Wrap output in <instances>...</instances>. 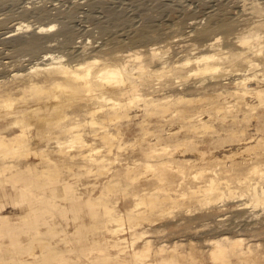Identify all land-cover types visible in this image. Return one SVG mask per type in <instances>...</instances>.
<instances>
[{
    "label": "bare ground",
    "instance_id": "obj_1",
    "mask_svg": "<svg viewBox=\"0 0 264 264\" xmlns=\"http://www.w3.org/2000/svg\"><path fill=\"white\" fill-rule=\"evenodd\" d=\"M7 1L19 3V14L35 19L20 16L0 32L6 53L37 56L10 61V73L0 74V169L10 171L5 178L9 186L0 179V196L9 195L13 207L22 212L21 216L0 212V262L77 264L71 248H65L63 242L82 239L85 225L79 212H83L91 227L101 229L104 225L105 236L79 249L81 264H176L181 256L180 239L160 243L155 250L160 257L155 260L151 259L152 239L148 233L142 232L145 240L140 246L136 244L140 237L135 240L133 235L125 236L140 227L144 214L157 211L152 219L156 230H205L206 243L211 245L208 255L214 264H263L261 243L249 239L246 232L252 231L253 237L264 235V0H248L240 13L226 18L209 14L203 21L194 19L189 30L192 42L178 49L186 52L182 64L187 67L186 74L177 75L175 80L166 78L159 90L149 81L169 74L170 60L167 49L155 41L150 24L137 25L132 34H124L123 39L110 42L111 46L108 41L80 40L72 41L68 51L54 53L49 47L67 45L71 39L68 18L71 9L82 1H72L68 10L47 4L48 0H0V5ZM238 19L244 25L241 31H235ZM8 21L0 18V27ZM231 39L235 46H225L224 40L228 43ZM0 66L9 64L0 62ZM178 85L180 90L175 88ZM204 98L208 101L201 109L181 113V108L202 104ZM172 103L177 104L172 116H183L191 122V131L197 128L195 120L206 119L201 122L216 134L221 155H216L218 150L214 148H187V141L180 140L184 137L178 134H154L152 126L159 131L167 126L164 122L169 119L167 112ZM210 120L214 123L208 124ZM84 127L93 129L85 132ZM63 128L67 132L60 139L56 133ZM135 131L146 134L145 138L140 142L135 138L130 154H124L117 163L129 181H137L141 188L139 193L121 192L120 202L125 209L115 213L117 204H109L106 192L119 186L122 173L108 166L116 158L101 154L127 147L126 138ZM226 141L232 142L231 148H225ZM75 148L78 150L74 153ZM48 150L62 156L61 161L67 165L71 162L84 166L77 174H93L97 167L106 177L101 198L86 197L76 204L73 198L80 194L75 188L62 185L63 194H58L57 178L43 170L38 175V163L19 162L24 156L54 164L56 159L45 154ZM211 160L214 165L200 166L193 172L186 168L188 163L208 164ZM25 171L31 175H25ZM189 181L197 184L176 192ZM35 189L42 194H35ZM59 196L69 199L71 205L57 202ZM116 198L111 194L109 200ZM181 203L183 214L177 215L174 209ZM229 205L234 210L217 213ZM48 211L59 213L58 220L47 218ZM161 217L167 220L157 225ZM72 219L74 226L70 224ZM20 230L29 234L23 238ZM56 235H61L63 242H52ZM41 257L43 261L35 263ZM232 257L237 261L233 262ZM186 258L189 264L196 263L190 256Z\"/></svg>",
    "mask_w": 264,
    "mask_h": 264
},
{
    "label": "rangeland",
    "instance_id": "obj_2",
    "mask_svg": "<svg viewBox=\"0 0 264 264\" xmlns=\"http://www.w3.org/2000/svg\"><path fill=\"white\" fill-rule=\"evenodd\" d=\"M47 4H55L56 6L60 5L63 10H68L70 8V4L72 1L76 0H63L61 3L59 1L53 0H48ZM77 1H82L81 4H78L77 6L73 7L71 15L68 18L69 22L68 25L70 26L69 28L71 29V36L70 40H67V45H62V44H56L54 47L52 46L49 47V52H66L68 51L67 46L71 45L72 41H86V40H92L95 42H109V46H111L110 42L115 43L116 41L121 40V38H124V34H132L134 31V28H138L139 25L142 23H148L151 25V32L154 29V34L151 32H148L149 34L151 33L152 35H156V42L158 45H161L164 49H167V58L170 60V65L168 66L167 69L170 70L169 74L165 75H160L158 78L150 80V84L152 87H156V90H159L162 88V86H159L160 82H165L166 78H169L170 80H175L174 78L179 75V77H183L186 74V69L187 67L183 64V57L186 52L183 51H178L179 46L184 43H190L192 42L193 36H189V30L192 27L191 22L196 19H202V21L205 19L206 16L209 14H213L212 17L214 18H221V17H229L231 15H235L237 13H240L243 7H246L248 4L246 2L248 0H77ZM84 1V2H83ZM42 3V2H39ZM84 3V4H83ZM98 3V4H97ZM64 4V5H63ZM91 4V5H90ZM96 4V5H95ZM59 6V7H60ZM67 7V8H66ZM4 8V9H3ZM12 12H11V10ZM19 3L17 2H4V4L0 5V18H5L7 19V23L3 25V27H0V32L6 30L13 22L17 21L20 19L19 14ZM61 9V8H60ZM54 11V10H53ZM79 11V12H78ZM237 12V13H236ZM18 13V14H17ZM12 14V15H11ZM74 14V15H73ZM108 14V15H107ZM9 15V16H8ZM17 18H16V17ZM8 17V18H7ZM10 17V18H9ZM23 17V16H22ZM21 17V18H22ZM32 17V18H31ZM111 17V18H109ZM16 18V19H15ZM23 18H27L30 20H34V16H29L25 15ZM34 18V19H33ZM106 18V19H105ZM242 18V15L241 17ZM112 21L114 23H112ZM107 24V25H106ZM138 25V27H137ZM108 26V27H107ZM242 21L239 19L235 23V31H241L243 29ZM153 27V29H152ZM103 28V29H102ZM156 28V29H155ZM242 28V29H241ZM107 29V30H106ZM111 29V30H110ZM91 30V31H90ZM131 30V31H130ZM149 30V31H150ZM131 33H130V32ZM157 32V33H156ZM126 34V35H127ZM75 36V37H74ZM121 36V37H120ZM109 37V38H108ZM229 38L232 37V35L228 36ZM1 38V36H0ZM98 38V39H97ZM114 40H113V39ZM122 38V39H123ZM98 40V41H97ZM234 39H231L230 42H225V46H235V43H233ZM53 43V42H52ZM58 45V46H57ZM62 45V46H60ZM116 45V44H115ZM118 48V47H117ZM115 48V49H117ZM51 49V50H50ZM114 49V48H113ZM114 49V50H115ZM112 49H110L111 51ZM8 49L6 50L5 45L1 43L0 41V62H3L5 64H9V67H3L1 69L0 74L7 75L10 73V68L12 67V63L17 61L18 59L21 58H34L37 56V54H8L6 53ZM5 52V53H4ZM106 52H109V50H106ZM43 52H38V54H42ZM16 56V57H15ZM14 57V58H13ZM13 60V61H12ZM12 63H11V62ZM27 62V61H26ZM11 64V65H10ZM158 68V66H156ZM173 72V73H172ZM194 78V76L192 77ZM177 82H173V84H176ZM185 84L182 86L184 87ZM181 86L178 85L175 88L180 90ZM165 89H161V91H158L157 94L162 93L165 91ZM186 93V92H184ZM201 94V93H199ZM192 96V95H191ZM161 97V96H159ZM205 101V102H204ZM208 101V98H207ZM206 98L202 99V104L200 103H195L194 105L190 107H183L181 108V113L185 111V114L189 113V110L198 107L197 109H201L206 103ZM170 109H168V116L169 119L164 122L167 123V126L163 128L162 131L157 130L158 127L152 126V128L155 129V133L157 135H164L166 137H171L174 134L180 135V140H183V142L187 141V143L184 145L187 148H192L193 146H196V148H202L206 147L209 149H217L218 151L216 152V155H221L220 154V149H222V146L215 141V137L217 138L216 134L214 131L211 130V128L206 127L205 124H203V120H195L194 123H197V128L194 129L193 131L190 130L192 128L191 122H187L185 118L175 116L173 117V109L174 107H177V104H169ZM70 108V107H68ZM187 110V111H186ZM194 111V110H193ZM203 116H206V114H203ZM170 122H174V125L169 124ZM205 122V121H204ZM208 124H213L214 121H208ZM188 127V128H187ZM90 127H84V131L88 132L92 130L93 128L89 129ZM168 128H171L170 130H167ZM63 131L58 132L57 135L60 137V139H63L66 130L63 128ZM188 129V130H187ZM146 134H143L140 131H135L132 136H129L127 139V143L125 148L123 149H115L112 152L106 154V152L99 153L101 155L105 154L106 158H116L115 163L108 164V166H111V171H120L122 173V177L120 179L119 186L114 187L112 191L106 192L108 193V202L109 204L116 202V207H115V213L119 211H123L125 209L123 207V204L120 202V196L119 194L121 192H138L141 186L138 185L137 181L130 182L129 179L126 177L125 171L123 170V167L118 165V160L124 156V154H130V148H132L135 143V138L140 139L137 142H140L142 138H145ZM188 136V138H186ZM195 138L196 140H200L197 142H192L191 139ZM45 138V137H44ZM191 138V139H190ZM46 139V138H45ZM147 139V138H146ZM226 147L225 148H231L232 147V142L231 141H226L225 143ZM39 147V146H38ZM78 150V148H75L73 151L74 153ZM129 153H126L128 152ZM79 152V151H78ZM47 155H51L56 159V162L54 164L48 165L47 162H38L39 159H35L34 157H29L25 158L24 156H21V159L19 162L22 164L23 162L29 161L33 163H38L36 164V170L39 172L41 170L45 171L46 173H50L52 177H55V181L57 183V186L59 187L57 189L58 194H63V191L61 189L62 185H69L71 188H75V192L80 194V197H76L74 195L73 198L74 202L77 204L81 202L84 198L86 197H91L92 199H100L102 196V192H105V185H104V180H106L105 176L100 173V171L97 170V167L94 168L93 174L90 175H80L77 174V172H81L84 166L82 167L81 165H74L73 163H69L68 165L64 162L61 161L62 156L55 155L56 153L52 150H48L45 152ZM211 155H214L213 153H210ZM212 157V156H211ZM85 164V162H82ZM184 163V162H182ZM181 164V162H180ZM215 162L213 160L209 161V163H202L200 161L196 163H188L186 165V168L189 172H193L198 170L197 168L200 166H206V165H214ZM74 165V166H72ZM19 166V164H18ZM25 168V167H22ZM3 168L0 169V179L4 180L7 186H9V181L6 180L5 178L10 174V171L8 170H2ZM36 170H33L35 173ZM25 175H31L29 171L24 172ZM74 174L76 176H74ZM104 177V179H103ZM42 180L45 179L43 176L41 178ZM204 180H206V177L201 180L199 183L204 184ZM85 183V184H84ZM90 184L89 186L85 187V185ZM197 184L196 181H189L184 186L181 187L180 191L182 190H189V185H194ZM154 186L153 184L150 186ZM69 187L70 191L71 188ZM35 194L36 192L39 193V189L34 190ZM105 193V194H106ZM139 193V192H138ZM39 194H42L40 192ZM111 194H116L117 198L115 200H109V197ZM119 198V199H118ZM119 201V202H117ZM133 201V199H132ZM57 202L61 204H65L67 206L71 205L69 203V199L66 197L63 198V196H59ZM1 203L4 204L3 207L0 206V212L1 213H7L10 215H15V216H21L22 212L19 211L18 209L13 207V204L11 202V198L9 195H1L0 196V205ZM132 203V202H129ZM47 205V201L42 203ZM183 207L182 203L179 207L174 209V213L177 215L183 214ZM232 211L234 208H232L230 205L227 207V209H221L218 210L217 213L222 215L225 211ZM48 211L46 212V217L51 219V220H58L60 217V214L55 211ZM147 213V212H146ZM71 216L74 217L75 213L70 212ZM79 214L83 215L81 218L83 219L84 223V228H83V233H82V239L80 241H75L72 243H65L63 242L62 236L61 235H56L54 236V239L52 242L59 243L63 242L65 248H71L70 253L73 256V260L76 261L77 264H81L82 260L79 258V249L86 244L87 246L91 245L93 240L96 239H102L105 236V232L102 231L104 230V225L103 228L101 229H96L90 226V221L89 219L85 216L83 212H79ZM158 214L157 211H154L153 213L150 214L148 212L147 214H144L145 219L141 220V225L139 228H135L133 233H127L125 236L130 237L131 235L133 239H137L140 237V241H137V245L140 246L143 240L141 236L142 232L148 233L147 236L152 239V244H151V252L152 256L151 259L158 260L160 255L155 252L157 246L162 243V242H167L170 244L175 239H180V243L178 244V248L181 249V256H179L178 260L176 261V264H189V259L186 257H191V260H195V264H214L212 259L208 255L209 248L211 245H208L205 240V230L204 233L202 231L198 232H192L195 229L188 230V231H183L181 229L179 230H174L173 229H165V230H156L154 225L152 223V219L157 217L156 215ZM225 215H229L230 219V213H227ZM223 215V217L225 216ZM226 217V216H225ZM227 217V219H228ZM232 218V217H231ZM239 220L241 218H238ZM166 218H159L156 220L157 225H161L164 221H166ZM71 225L74 226L75 220L72 219L70 221ZM48 219H47V225H48ZM101 224V222H98V225ZM72 228V227H71ZM43 231H45L42 228ZM208 230V229H207ZM102 231V232H101ZM246 232V231H245ZM248 232V234H247ZM246 236L249 239L257 240L260 242V249L264 253V235L263 234H257L254 235L253 237V232L252 231H247ZM31 233V232H30ZM43 233V232H42ZM41 233V234H42ZM201 233V234H200ZM213 233V232H212ZM29 233H26L25 230H20V236L23 238L26 237ZM64 236V233H62ZM256 236V237H255ZM42 237H46V235H41ZM191 237L193 240H191ZM146 238V237H145ZM49 240L48 238H46ZM62 245V243H60ZM170 248V247H169ZM165 254L166 251H165ZM158 255V256H157ZM186 256V257H185ZM26 258V257H24ZM231 260L233 262L237 261V258L232 257ZM11 261V260H8ZM42 257L40 258V261L35 263H41ZM263 261H259V263L256 264H261ZM12 263V262H11ZM0 264H2L0 262ZM264 264V263H263Z\"/></svg>",
    "mask_w": 264,
    "mask_h": 264
}]
</instances>
